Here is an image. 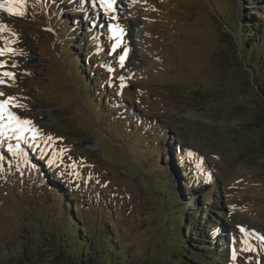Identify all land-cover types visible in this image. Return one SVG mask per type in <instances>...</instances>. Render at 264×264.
Wrapping results in <instances>:
<instances>
[{
	"label": "rangeland",
	"instance_id": "rangeland-1",
	"mask_svg": "<svg viewBox=\"0 0 264 264\" xmlns=\"http://www.w3.org/2000/svg\"><path fill=\"white\" fill-rule=\"evenodd\" d=\"M244 1L116 0L105 13L93 0H26L15 5L23 16L0 8V48L13 50L0 55V73L15 74L0 83V101L15 97L0 119V264H20L22 247L60 248L70 259L80 225L96 232L91 264H264V154L251 139L255 124L264 127L253 82L264 85V45L244 48L240 6L252 3ZM257 21L262 42L264 16ZM67 33L106 56L95 72L111 107L82 92ZM84 43L78 53L85 48L93 66ZM160 146L169 174L152 161ZM48 178L72 192L81 222L63 216ZM166 179L200 215L164 202ZM208 190L214 204H202ZM102 211L122 230L114 228L113 252L99 243ZM186 212L210 223L211 242L193 243L202 249L181 248L177 218Z\"/></svg>",
	"mask_w": 264,
	"mask_h": 264
},
{
	"label": "trees",
	"instance_id": "trees-1",
	"mask_svg": "<svg viewBox=\"0 0 264 264\" xmlns=\"http://www.w3.org/2000/svg\"><path fill=\"white\" fill-rule=\"evenodd\" d=\"M244 1V0H243ZM246 1V0H245ZM244 1V2H245ZM252 1L250 4H245L240 8L243 9L242 13L239 14V22H240V28L244 36L241 35V40L244 42V48H248L250 52L256 48V46H259L260 44L264 45V40L259 42V37H260V28H259V23L257 21V18H261L264 16V8L261 6V1L262 0H249V2ZM48 3V1H47ZM238 5H240V2H238ZM247 5V7H246ZM253 6L252 10L249 11L248 6ZM244 11H247V13H243ZM73 12L76 13L74 10ZM50 13L54 14V16L57 14V10H54ZM49 13V14H50ZM63 15V14H62ZM51 16V14H50ZM60 19H64L61 18ZM64 22H68V27L66 31H70L73 27L71 23H69L68 19H64ZM70 33L66 34V38L69 40L67 41L66 48L69 50V63L74 66V73L73 75L79 77L80 85L82 88V92L87 96V99H92V98H98V100L93 99L92 101L94 103L104 104L106 105L107 103V98L104 97V90H102V85L99 83V78L98 74L95 72V70H98V73L101 74L102 69L104 68L103 62L101 59L106 58L103 54H99L97 52L98 47L97 43L94 45H90L88 42V37L84 38H78L74 39ZM85 39V40H84ZM73 40H77L75 42H70ZM81 40V41H80ZM85 42V43H84ZM84 43V47L88 49V52H92L91 59L93 60V66L90 65L88 62V59H85L86 56V50L85 48L83 49L84 51L82 53H78V48L82 47V44ZM86 44V46H85ZM246 56V53H244ZM76 61V63H75ZM252 66V65H250ZM259 72L257 69H254V75L253 76H258ZM254 77V78H255ZM252 80V78H251ZM255 87L257 88L259 95L262 97V101L264 102V85H262L261 81L255 78ZM103 105V106H104ZM101 106V107H103ZM106 106L111 107L109 104ZM104 109V107H103ZM100 110V109H99ZM137 115H135V118ZM139 120V119H138ZM142 122V121H141ZM140 124V122H138ZM148 123V122H147ZM147 123H142L144 126H146ZM130 124V122H129ZM127 128H129L128 123L126 124ZM134 125L130 124V127L132 128ZM147 127H151L150 124L148 123ZM252 141H256L258 146L261 147L260 149L263 151L264 154V127L260 124H255V129L253 136L251 137ZM179 158L183 159L182 155L179 154ZM169 159V155H167V152H165V149H161L160 146V151L156 157H152V161L155 165H158L159 170H165L166 173H170L171 171V164L167 165L166 160ZM176 159V157H175ZM157 163V164H156ZM153 165V164H152ZM54 172V170H52ZM46 177H51L50 175H46ZM168 179H171L170 176H168ZM165 178V177H164ZM166 179V184H169V187H166L165 192L163 193L166 195L164 198V202L170 203L173 202V204L180 205L181 203H184V205L181 207V210L185 211L187 207L193 206L198 209L197 213L200 215L199 210H201L198 206V203H193L190 205V202L187 201L186 196H185V191L183 188H171L170 181ZM213 180V179H212ZM210 179V181H212ZM209 181V182H210ZM43 182L45 183V188L47 189V192L52 194V196L55 198L57 204L59 205V208L63 212V216L69 220L74 219L75 222L79 220H83L84 218V213H83V208L78 205V204H71L70 201L68 200L72 196V192L69 191L67 194L68 189L66 190L65 188H62L61 184L63 183H58V180H52L51 178H48V180L43 179ZM209 182H204V184L207 186L210 183ZM52 185H56L57 188L61 189V192L56 193L54 189H52ZM210 186V185H209ZM66 187V185H65ZM65 189V190H64ZM195 190V188H192ZM210 190V189H209ZM209 190L204 193L206 196L209 195ZM63 192V193H62ZM205 199L203 200L202 204H214V201L209 197H204ZM171 204V205H173ZM214 205L212 206V208ZM109 212L113 211V207H110L109 204L106 205V208ZM209 211V209H206ZM77 212V213H76ZM83 215V216H82ZM193 213L186 212L185 214H179L177 218V226L179 230L183 229L185 233L182 234V232L179 233L180 237V243L182 249H187L189 247L195 248V249H202L200 245L203 246L204 242H211L209 239L212 238L211 227H209V221L206 223H203V218H200L199 221H196L192 219ZM198 215V216H199ZM102 223L100 230L97 231L99 232V243L101 246L105 247L107 251L113 252L115 248H117L118 240L120 239L118 236L116 237L114 228H116L120 231L121 228H119L117 220L114 219V217H111L110 215H106L102 211ZM205 224V225H204ZM181 228V229H180ZM96 232H91L88 228L87 225H80L76 227V233H75V241L80 245L79 249L73 252L72 256L70 259L69 257L66 256L64 251L62 249H53L49 248L44 251H37L36 253L30 252L28 254L27 250L25 247L21 248L20 254H19V260L20 264H91L89 259V253H90V244L89 242H93L95 240L94 234ZM186 235V236H185ZM207 238V239H206ZM193 243H198L200 245H194ZM113 249V250H112ZM176 259L183 258V252L178 251L175 253ZM213 264H217V261H215Z\"/></svg>",
	"mask_w": 264,
	"mask_h": 264
},
{
	"label": "snow or ice",
	"instance_id": "snow-or-ice-1",
	"mask_svg": "<svg viewBox=\"0 0 264 264\" xmlns=\"http://www.w3.org/2000/svg\"><path fill=\"white\" fill-rule=\"evenodd\" d=\"M26 2V0H2V2H0V8H5V10L13 16H23L24 13L23 11H21L19 8L15 7V5H24ZM116 4V0H93V5L96 6L98 5L99 7H101L105 13L114 11L113 5ZM5 5H8V7H5ZM6 27V25L4 24H0V30H3ZM118 27V26H113ZM113 50H115V46L113 48ZM5 51H9L12 52V49H3L0 48V55H3L5 53ZM127 51L128 49L124 50V54L120 56V61H121V67H123V61L125 60L126 56H127ZM14 66V65H13ZM0 67H3V62H0ZM14 73L11 72H2L0 73V83H4L5 81L3 80V77H9V78H13L14 77ZM3 93L0 92V96H2ZM15 100V97H9L7 100H3L0 101V119H4V110L6 109V107L11 104L13 101ZM8 119L9 122H11L12 120H16L17 122L19 121V117L15 116L13 113L9 112L8 113ZM22 123L24 124H31V121H23ZM243 231V229H241ZM262 239H264V237H262ZM233 258H235V253H233Z\"/></svg>",
	"mask_w": 264,
	"mask_h": 264
}]
</instances>
